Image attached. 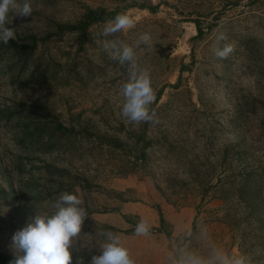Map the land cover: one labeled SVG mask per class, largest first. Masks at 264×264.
I'll list each match as a JSON object with an SVG mask.
<instances>
[{"label":"rangeland","instance_id":"rangeland-1","mask_svg":"<svg viewBox=\"0 0 264 264\" xmlns=\"http://www.w3.org/2000/svg\"><path fill=\"white\" fill-rule=\"evenodd\" d=\"M29 2L31 16L10 12L5 25L18 40L42 38L88 9L123 10L135 24L108 37L110 20L95 24L82 47L73 34L54 37L24 67L20 55L0 58V254L14 256V233L36 214H54L67 192L88 214L73 239L72 264L100 255L105 232L119 236L136 262L150 248L170 249V264L241 256L264 264V0ZM191 23L202 34L182 46ZM145 33L150 45L139 39ZM108 40L133 46L138 67L149 72L155 100L160 94L152 122L122 116L130 67L105 51ZM225 47L227 58H217ZM13 111L19 114L6 117ZM57 124L78 133L60 136ZM244 174L253 179L241 199ZM141 220L148 235L135 234Z\"/></svg>","mask_w":264,"mask_h":264},{"label":"clouds","instance_id":"clouds-1","mask_svg":"<svg viewBox=\"0 0 264 264\" xmlns=\"http://www.w3.org/2000/svg\"><path fill=\"white\" fill-rule=\"evenodd\" d=\"M32 11L29 0H0V42L7 44L9 40L16 39L15 31L5 26L6 23L12 22L10 12L31 16ZM134 24V19L127 13L118 14L114 20L106 22L102 35L114 36L133 28ZM139 39L145 45H150L149 34H142ZM104 48L113 60H117L121 65L127 63L130 67L129 79L121 88L124 100L122 116L132 123L152 122L156 114L150 106L155 101V91L149 72L137 65L134 47L119 40H108L105 41ZM230 51L228 47L222 50L217 48L215 55L219 59H225ZM82 203L78 195L65 192L53 204L54 214H36L31 218L30 222L12 237L14 260L10 264H72L73 239L80 236L83 223L88 217L87 211L80 206ZM149 232L150 228L143 220L135 227L137 236L148 235ZM104 235L107 242L102 246L101 254L92 257L90 264H135L128 249L121 245L119 236L112 232H105ZM76 264H82V260L78 258ZM192 264L202 262L195 260ZM221 264H251V261L243 256L237 259L223 257Z\"/></svg>","mask_w":264,"mask_h":264},{"label":"trees","instance_id":"trees-1","mask_svg":"<svg viewBox=\"0 0 264 264\" xmlns=\"http://www.w3.org/2000/svg\"><path fill=\"white\" fill-rule=\"evenodd\" d=\"M140 8L144 9L146 8V6L141 5ZM151 11L153 12L155 10H151ZM118 14H124V11L119 10V9H115L112 11H107L104 9H88L77 22L73 24H57L53 32L47 34L46 36L42 38H38L34 34H29L25 36L22 40L20 39L19 40L18 39L9 40L7 44L0 42V58L2 57V55H6V54L20 55V58H23L22 62H23V67H24L28 61L27 57L31 55L37 49L39 44L46 43L54 37L57 40H61L62 36L66 34L75 35L79 42V45L82 47L86 43L87 32L89 28H91L95 24H98V23H101L107 20H114V18ZM196 26L198 29L197 37H199L202 34V30L198 23L196 24ZM183 69L185 68H182V70ZM159 97H160V94L157 95L156 100H155L156 102L158 101ZM17 114H19L18 111L8 112L6 117L11 119L15 117ZM55 129L58 132V134H60V136H66V135L72 136L78 133L73 128L68 129L62 126L61 124H57ZM84 130L90 138L93 137L95 140H98L99 142H101L102 145L114 147V148H123V143L116 138L109 137L108 135L99 134L97 132H91L88 129H84ZM140 139L141 141H144V134H142ZM251 177H252V174H244V176H242V183L244 184L237 191L238 196L241 199H244V196L246 194L245 193L246 186H248V184L253 179ZM255 195L257 194H254V196ZM259 199H260V196H258V200L256 202L257 204L259 202ZM158 212H159V225L160 227H162L165 224V219L161 211L159 210ZM157 231L159 233L162 232L166 234V232L162 229L157 230ZM168 235L169 234H167V236ZM13 260H14V256L0 254V264H10V262Z\"/></svg>","mask_w":264,"mask_h":264},{"label":"crops","instance_id":"crops-1","mask_svg":"<svg viewBox=\"0 0 264 264\" xmlns=\"http://www.w3.org/2000/svg\"><path fill=\"white\" fill-rule=\"evenodd\" d=\"M140 254L134 257L136 264H170L172 254L170 249H145L139 250ZM136 255V253H135ZM180 264V263H177Z\"/></svg>","mask_w":264,"mask_h":264},{"label":"water","instance_id":"water-1","mask_svg":"<svg viewBox=\"0 0 264 264\" xmlns=\"http://www.w3.org/2000/svg\"><path fill=\"white\" fill-rule=\"evenodd\" d=\"M191 33H193L195 36L198 35V29L195 23H191L189 25V28L187 31L184 32V34L182 35V39H181V45L183 46L184 42L186 40H188V38L190 37Z\"/></svg>","mask_w":264,"mask_h":264}]
</instances>
